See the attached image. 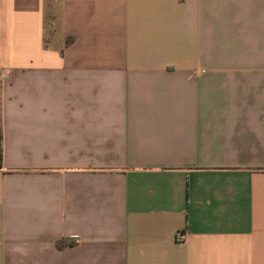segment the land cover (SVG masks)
Listing matches in <instances>:
<instances>
[{"label": "crops", "instance_id": "1", "mask_svg": "<svg viewBox=\"0 0 264 264\" xmlns=\"http://www.w3.org/2000/svg\"><path fill=\"white\" fill-rule=\"evenodd\" d=\"M0 72V264H264V0H0Z\"/></svg>", "mask_w": 264, "mask_h": 264}, {"label": "built area", "instance_id": "2", "mask_svg": "<svg viewBox=\"0 0 264 264\" xmlns=\"http://www.w3.org/2000/svg\"><path fill=\"white\" fill-rule=\"evenodd\" d=\"M6 77V73L0 72V80H3Z\"/></svg>", "mask_w": 264, "mask_h": 264}, {"label": "trees", "instance_id": "3", "mask_svg": "<svg viewBox=\"0 0 264 264\" xmlns=\"http://www.w3.org/2000/svg\"><path fill=\"white\" fill-rule=\"evenodd\" d=\"M59 246H62V244H59Z\"/></svg>", "mask_w": 264, "mask_h": 264}]
</instances>
